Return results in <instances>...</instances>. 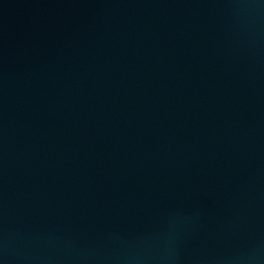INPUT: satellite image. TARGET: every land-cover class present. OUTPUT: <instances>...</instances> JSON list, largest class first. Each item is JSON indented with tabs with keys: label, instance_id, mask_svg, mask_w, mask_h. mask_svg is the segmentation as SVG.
I'll use <instances>...</instances> for the list:
<instances>
[{
	"label": "water",
	"instance_id": "95a60500",
	"mask_svg": "<svg viewBox=\"0 0 264 264\" xmlns=\"http://www.w3.org/2000/svg\"><path fill=\"white\" fill-rule=\"evenodd\" d=\"M0 264H264V0H0Z\"/></svg>",
	"mask_w": 264,
	"mask_h": 264
}]
</instances>
